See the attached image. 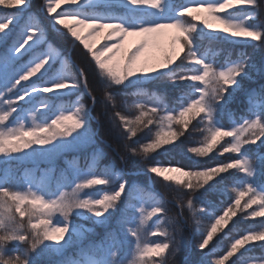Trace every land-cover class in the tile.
<instances>
[{
	"label": "snow or ice",
	"instance_id": "6c2138e0",
	"mask_svg": "<svg viewBox=\"0 0 264 264\" xmlns=\"http://www.w3.org/2000/svg\"><path fill=\"white\" fill-rule=\"evenodd\" d=\"M0 7L16 10L0 15V264H169L183 240L158 192L102 164L99 149L83 166L76 157L66 161L57 174L60 156L93 145L96 98L85 72L29 11L30 0H0ZM258 7L257 0L45 4L52 30L90 55L106 90L104 106L116 109L117 95L124 97L121 106L132 114L116 110L109 120L131 142L129 158L152 160L147 172L176 192L180 217L184 209L191 214L201 253L195 264L233 257L231 264H240L253 246L264 249V85L243 86L264 74V61L257 65L240 52L218 63L221 50L212 47L221 40L264 44V24L253 23ZM129 37L139 39L126 47ZM239 92L247 107L237 115L229 105ZM193 122L203 135L187 146L189 163L162 160L184 145ZM217 158L223 159L207 163ZM44 163L49 166L41 168ZM16 167L23 168L19 177ZM96 228L105 229L104 237L84 244ZM70 248L76 251L69 254Z\"/></svg>",
	"mask_w": 264,
	"mask_h": 264
},
{
	"label": "trees",
	"instance_id": "16d2710c",
	"mask_svg": "<svg viewBox=\"0 0 264 264\" xmlns=\"http://www.w3.org/2000/svg\"><path fill=\"white\" fill-rule=\"evenodd\" d=\"M257 3L259 5L258 10H257L258 11V17L255 21H253V23L264 24V0H257ZM14 10L15 9H4L3 7H0V15H5L8 13L15 12ZM13 36H15V33L13 34ZM138 39L139 38H137V37H129V39L126 43V47H131ZM101 42H103V41L101 40ZM256 43L257 42H252V44H256ZM212 47L214 50H221L220 56L218 58V63L222 62L225 59V57L229 54H233L232 58L234 59L235 58L234 54L240 53V52L249 53L252 56V58L255 60L257 65H260L261 62L264 61V44L259 45V47H253L251 45H249L247 47H242L240 45L221 40V41H218L216 44H214ZM74 57L82 62L80 64L86 70V75L88 77V82L90 84L91 92L93 93V95L97 99V106L93 109V115L95 118H97L98 123L101 124V126H100V129H101L100 130V139L99 140H105V141L107 140V142H109L111 144V146L119 152L121 157L125 158V160L127 161L126 164L124 163L126 165V177L134 179L133 174H131V173L144 172V171L146 173H148L147 168L149 167V165L151 163H153V161L152 160H143L141 157L129 158V153L126 150L125 145L130 144L131 142L121 139L118 130L113 128V126L109 120V117L111 116L113 111H116V110L123 112L125 115H131L132 114L130 112H127L121 106L122 100L124 99V97L122 95H117V97H116L117 108L116 109H113L111 106L105 107L104 104L106 103L105 102V91L106 90L104 89L101 80L97 76V72H96L94 63L91 61L90 55L87 54L86 50H84L82 48V46L78 45V43H77L76 54ZM261 85H264V74H259V73L254 74V76L252 77L251 80H245L243 82V86H244L245 91L251 90V89H257L258 90L261 87ZM149 88L152 91H163L164 90L162 88L158 89L155 86H149ZM168 90H169V103H171V100H172L173 96L175 95V92L172 90L171 85L168 86ZM127 99L129 101V103H131L132 98L127 97ZM229 107L237 115H239L241 112H243L244 109L247 107V105L245 103L244 92L237 93L235 102L232 103L231 105H229ZM195 123L196 122H193V125L189 126V130H188V132L185 133V137L181 138L182 140L185 141L184 145H182L179 149H177V151L175 153L171 154L170 157H161L162 160L163 159H172L173 163H182V164H188L189 163L187 156H190L191 154L186 153V148H187V146H192V145L198 144L199 141L202 139V135H203L195 127ZM224 123L226 126H228L227 117H225ZM140 135L142 136L143 134H140ZM99 140H98V142H99ZM177 143H179V141ZM97 147L101 148L104 152V149L102 148L101 143H99L97 145ZM104 154L106 156L108 155V153H105V152H104ZM88 156L89 155L87 153L82 152V153H78V154L71 153L69 155L62 157L61 160L55 165L56 170H57V174L59 173V170L64 169L66 167V161H71L72 163H74L73 158L76 157V158H79V162H80L81 166H83L85 163V160ZM213 156H215V153L213 154ZM219 159H223V158L208 159L207 163H216V162H218ZM102 164H104V165H115V167H117V169H120V165H119L118 161H114L111 157H106L105 159L103 158ZM48 166L49 165H40L41 168H45ZM12 171L17 177H19L23 173V168L22 167H16V168H13ZM127 173H129L130 175H127ZM141 178H142V176H140V179ZM153 178L155 181L156 189L162 191L168 198H170L171 200L176 202V192L171 190V189H166L165 187L162 186V182L158 178H156V177H153ZM144 180L145 179L143 178L137 182L141 185H146L148 188H150L148 183L143 182ZM186 199L187 198L185 197L184 198L185 202H186ZM213 199H216V198H213ZM220 206L222 207L223 205H220ZM166 207L168 208V213H169L170 209H169L168 203H166ZM184 211H185L187 220L190 224L191 236H193V250L191 252L192 253L191 258H193V256H194V257H196V260H199L201 257V253L195 247L199 238L194 236L195 225L193 224L191 214L187 211V209H184ZM118 216H119V212H117L116 216L113 217L112 223L110 225L111 228H117L116 219ZM202 220H203V223L206 225L208 222L207 218L202 217ZM251 223H255V222H251ZM229 227H231V225H229ZM96 230L98 232L95 235H89L87 237V239L84 240V242H83L84 244H88L90 242L91 243H98L104 237V234H105L104 228H96ZM225 231H228V229H225ZM117 232L119 233V229H117ZM219 235H223V233H221ZM153 239H159V238L157 237V238H153ZM186 240L189 241V239H186ZM227 244H228V240H225L223 242V246L227 247ZM10 247H11V245H10ZM253 247H254V251L250 255H246L245 257H242L240 264H252L253 261L259 262V261L264 260V249H261L258 246H253ZM75 251H76V248H70L68 250V253L71 254V253H74ZM205 251H207V250H205ZM186 253H188V251ZM180 254L181 255L175 256L173 259H170L169 264H195L194 261H192V263L191 262L185 263L183 261V256H185L184 252L180 253ZM118 255H119V253H118ZM53 259H56V258L54 257ZM234 259H236V258L235 257L230 258V260L228 262H226V264H231L232 260H234Z\"/></svg>",
	"mask_w": 264,
	"mask_h": 264
},
{
	"label": "rangeland",
	"instance_id": "374dc122",
	"mask_svg": "<svg viewBox=\"0 0 264 264\" xmlns=\"http://www.w3.org/2000/svg\"><path fill=\"white\" fill-rule=\"evenodd\" d=\"M45 4H46V0H30L29 11L35 17H38L39 20L42 21L43 25L49 29L48 35H49L50 40L53 41L62 50V52L67 57L70 58L71 63L76 68L82 69L85 72V75H86L85 68H83L81 66V64H80L82 62L74 57L75 54H76L77 43L74 44L69 37L62 36V35H57L55 33V31L52 30L51 17H49L46 14ZM14 11H16V10H14ZM57 27H59V26H57ZM61 31H64V30L62 29ZM87 79H88V77H87ZM89 88H90V84H89ZM90 91H91V88H90ZM92 95H93V93H92ZM96 101H97V99H96ZM83 102L86 103L89 106V108H92L91 100L88 97H85ZM96 106H97V104H96ZM93 109H92V117H93V119H92V122H91V127L94 130V134H95V140H94L93 145L92 146H85L81 150L69 151V152L63 154L62 156H60L55 161V165L61 160L62 157L66 156V155H69L71 153L78 154V153L84 152V153H87L89 155L91 152H93L96 149L102 150L101 148L97 147V145L99 143H101L102 148L104 149V152L108 153L107 156L104 154V156H105L104 159L106 157H111L114 161H118V163L120 165V169H123V171L126 173V165L124 163H121V155L119 154V152L116 149H114L111 146V144L109 142H107V140L106 141L105 140H99L100 139V130H101L100 126H101V124L98 123L97 118L94 117ZM98 140H99V142H98ZM74 163H76L75 160H74ZM41 165H48V164L44 163V164H41ZM131 174H133V178L134 179H131L129 177H125V178L128 179V180H134V181H139V180L144 178L146 181L144 180L143 182L144 183H148L149 187L151 189H154L156 192H158L165 199V201L168 203L169 209H170V212L168 213V216L169 217H175L177 219V224H178L179 230H180L179 233H178L177 239L179 240L180 238H182L183 246L181 247V250L176 254V256L181 255L180 253L184 252L185 256H183V261L185 263H187V262H191L192 263V261H194V263H195L196 261H198V260H196V257H194V256H193V258H191L192 257V253L191 252L193 250V236H191V233H190L191 232V228H190V224H189V222L187 220L185 211H183V216L181 218L180 217V209L177 207L176 202L171 200L170 198H168L162 191L156 189L155 181H154V178H153L154 176H152L149 173H146L145 171L144 172H135V173H131ZM127 175H130V174L127 173ZM140 176H142L141 179H140ZM75 222L76 223H81V221H79V220H75ZM97 232L98 231L95 229V234ZM90 235H93V234H90ZM186 239H189V241L186 240ZM186 250L188 251V253H186L187 252Z\"/></svg>",
	"mask_w": 264,
	"mask_h": 264
}]
</instances>
